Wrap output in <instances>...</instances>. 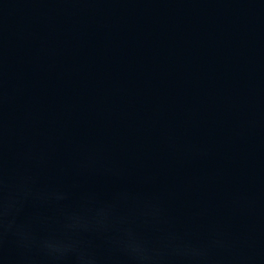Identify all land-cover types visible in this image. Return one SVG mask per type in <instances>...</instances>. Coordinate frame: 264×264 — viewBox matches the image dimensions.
<instances>
[{
    "label": "water",
    "instance_id": "95a60500",
    "mask_svg": "<svg viewBox=\"0 0 264 264\" xmlns=\"http://www.w3.org/2000/svg\"><path fill=\"white\" fill-rule=\"evenodd\" d=\"M0 264H264V0H0Z\"/></svg>",
    "mask_w": 264,
    "mask_h": 264
},
{
    "label": "clouds",
    "instance_id": "9594fccd",
    "mask_svg": "<svg viewBox=\"0 0 264 264\" xmlns=\"http://www.w3.org/2000/svg\"><path fill=\"white\" fill-rule=\"evenodd\" d=\"M142 258H146V257H142Z\"/></svg>",
    "mask_w": 264,
    "mask_h": 264
}]
</instances>
